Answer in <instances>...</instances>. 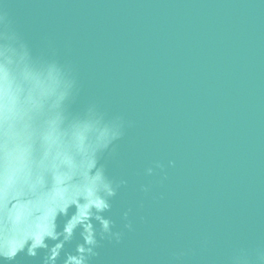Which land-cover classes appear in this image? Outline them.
Instances as JSON below:
<instances>
[{"label":"water","instance_id":"1","mask_svg":"<svg viewBox=\"0 0 264 264\" xmlns=\"http://www.w3.org/2000/svg\"><path fill=\"white\" fill-rule=\"evenodd\" d=\"M0 96V264H264V0H0Z\"/></svg>","mask_w":264,"mask_h":264},{"label":"clouds","instance_id":"2","mask_svg":"<svg viewBox=\"0 0 264 264\" xmlns=\"http://www.w3.org/2000/svg\"><path fill=\"white\" fill-rule=\"evenodd\" d=\"M13 116L18 117L22 135L32 141L34 148L22 160V166L27 168L28 176L34 180L33 187L43 191L46 188L51 169L46 163L48 156L55 153L56 158L69 148L67 143H59L55 135L57 117L48 111L42 103H22L18 112L9 109L3 96H0V129ZM75 135V133H73ZM43 152V158L39 153ZM53 179L58 177L53 176ZM259 259L264 261V252L259 253Z\"/></svg>","mask_w":264,"mask_h":264}]
</instances>
